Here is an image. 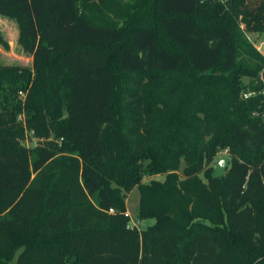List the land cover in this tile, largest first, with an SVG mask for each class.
<instances>
[{"label": "trees", "instance_id": "trees-1", "mask_svg": "<svg viewBox=\"0 0 264 264\" xmlns=\"http://www.w3.org/2000/svg\"><path fill=\"white\" fill-rule=\"evenodd\" d=\"M201 1L0 0V264H264V0Z\"/></svg>", "mask_w": 264, "mask_h": 264}, {"label": "rangeland", "instance_id": "rangeland-1", "mask_svg": "<svg viewBox=\"0 0 264 264\" xmlns=\"http://www.w3.org/2000/svg\"><path fill=\"white\" fill-rule=\"evenodd\" d=\"M220 4L223 3L222 0H213ZM203 0L201 1V3ZM0 36L2 39L7 43V50H4L0 47V65H17V66H25L29 67L31 65V58L28 54L21 51L20 47L17 45V27L12 20L7 18L0 17ZM249 38L251 41L257 42L264 38V33H248L246 38ZM249 41V40H248ZM246 83L249 80H244ZM17 97L20 99L24 98V93L17 92ZM21 144H24L28 148H33L37 140L32 138V134H25L24 139L20 141ZM223 158H228V153L226 149L218 151L215 155L214 160L210 164V168L213 172L216 164L219 160ZM151 179L155 180H162V177L155 176V177H144L143 182L148 183ZM203 181L205 179L203 178ZM138 201H139V194L136 188H134L129 194H127L125 199V215L128 218V226L130 228H136L139 231H143L148 226L153 224L152 220H144L139 221L137 218L138 212Z\"/></svg>", "mask_w": 264, "mask_h": 264}, {"label": "water", "instance_id": "water-1", "mask_svg": "<svg viewBox=\"0 0 264 264\" xmlns=\"http://www.w3.org/2000/svg\"><path fill=\"white\" fill-rule=\"evenodd\" d=\"M228 164H229L228 158H223L219 160L211 174V178L213 180H216L223 177L225 175Z\"/></svg>", "mask_w": 264, "mask_h": 264}, {"label": "built area", "instance_id": "built-area-1", "mask_svg": "<svg viewBox=\"0 0 264 264\" xmlns=\"http://www.w3.org/2000/svg\"><path fill=\"white\" fill-rule=\"evenodd\" d=\"M247 39L252 44L253 48L264 58V38L257 42L251 41L248 37ZM262 95H264V90L262 91ZM249 96H251V94H243L242 98L247 99Z\"/></svg>", "mask_w": 264, "mask_h": 264}]
</instances>
